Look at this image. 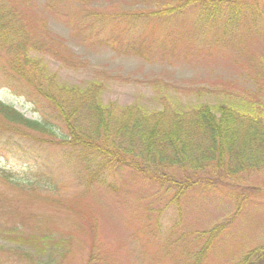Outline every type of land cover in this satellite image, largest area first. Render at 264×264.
Wrapping results in <instances>:
<instances>
[{
  "label": "rangeland",
  "instance_id": "obj_1",
  "mask_svg": "<svg viewBox=\"0 0 264 264\" xmlns=\"http://www.w3.org/2000/svg\"><path fill=\"white\" fill-rule=\"evenodd\" d=\"M175 5L0 0V23H9L0 29V104L30 120L47 113L46 92L81 115L93 99L117 112L241 104L264 67V19L258 33L234 29L226 43L218 19L205 24L189 5L165 12ZM217 7L209 18L221 17ZM89 11L97 15L82 17ZM22 40L33 46L23 65ZM47 120L55 137L35 141L0 113V264H264V165L233 186L214 179L175 199L174 187L117 167L91 181L94 164H80L60 143L65 126ZM252 186L237 210L232 195Z\"/></svg>",
  "mask_w": 264,
  "mask_h": 264
},
{
  "label": "trees",
  "instance_id": "obj_2",
  "mask_svg": "<svg viewBox=\"0 0 264 264\" xmlns=\"http://www.w3.org/2000/svg\"><path fill=\"white\" fill-rule=\"evenodd\" d=\"M174 2L175 7L166 9L167 5L165 8L167 14L189 5L197 10L199 20L205 24L218 19L221 23L217 25L226 43H229L228 34L232 35L234 29L258 33V22L264 19V0ZM219 4L221 17L215 15L216 18H209L208 15L219 13ZM164 6L165 2L161 7ZM1 11L0 17L3 15ZM94 15H97L95 11H89L84 12L82 17ZM7 21L5 19L0 23L1 30L8 27ZM84 24L88 25V22L84 21ZM7 34L5 32V36ZM29 45L22 40L15 47L23 56L22 65L28 60L29 48L33 47ZM7 46L6 43L3 48ZM263 72L264 67H260L257 72L260 81L253 82L256 86L254 92L241 104H195L189 109H176L172 113L164 108L148 110L131 106L120 108L117 112L111 106L99 103V99H93L87 113L81 115L73 100L65 102L71 104L70 111L61 105L64 100L55 101L46 92L40 93L50 101L42 120L27 119L3 104H0V113L12 125L33 133L30 137L35 141H39L37 134L55 137L53 126L47 120L48 115L54 116L65 126L66 138H61L60 143L86 169L94 164V170L89 174L91 181L100 180L105 168L117 167L129 170L150 183L174 187V197L178 199L190 187L203 182L212 184L214 179L221 183V187L233 186L241 174L264 165V102L260 98V89L264 85ZM77 104L87 103L83 99ZM12 128L18 132L15 127ZM209 174H215L216 178L212 179ZM1 175L4 180L13 182L9 180L12 178L8 173ZM255 189L253 186L246 187V193L232 195L237 210Z\"/></svg>",
  "mask_w": 264,
  "mask_h": 264
}]
</instances>
